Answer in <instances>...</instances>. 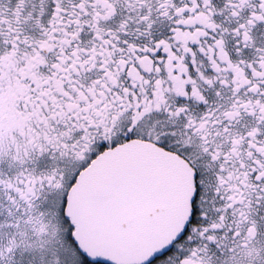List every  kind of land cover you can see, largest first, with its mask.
<instances>
[{"label": "snow or ice", "instance_id": "6c2138e0", "mask_svg": "<svg viewBox=\"0 0 264 264\" xmlns=\"http://www.w3.org/2000/svg\"><path fill=\"white\" fill-rule=\"evenodd\" d=\"M0 264H264V0H0Z\"/></svg>", "mask_w": 264, "mask_h": 264}]
</instances>
